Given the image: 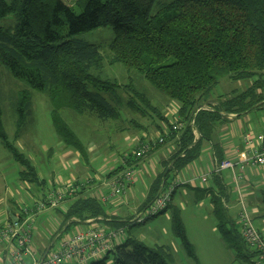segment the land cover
<instances>
[{
    "label": "trees",
    "instance_id": "obj_1",
    "mask_svg": "<svg viewBox=\"0 0 264 264\" xmlns=\"http://www.w3.org/2000/svg\"><path fill=\"white\" fill-rule=\"evenodd\" d=\"M8 15L14 17L15 24L0 27V68L8 70L23 86L11 103L17 131L31 114L28 88L46 93L59 140L84 157L86 147L62 117L64 110L106 122L118 120L125 108L132 115L125 119L136 130L144 128V122L140 124L133 117L137 114L166 125L163 142L157 145L173 139L175 152L170 158L171 166L166 164L150 186L143 207L164 189L169 175L200 155L205 143L211 145L219 164L223 151L214 138L217 126L227 122L229 115L239 117L264 102V0H0V18ZM100 27H111L113 31L108 45L111 55L106 62H120L126 71H137L154 89L176 101L182 128L174 130L161 109L131 81L126 85L129 94L124 101L118 90L125 85L100 76L104 63L101 45L76 38ZM223 77L233 81L255 79L241 92L217 103H202ZM2 112L0 104V138L8 147ZM132 154L125 163L107 172L106 178L131 165L135 160ZM20 175L22 180L41 183L35 167L28 162ZM212 182L216 192L209 188L197 192L201 197L209 196L216 230L226 247L250 259L255 252L242 238L238 220L235 222L224 206L229 195L220 171L212 172ZM83 187L65 197L70 203L61 212L62 225L50 237L51 245L71 226L87 220L118 227L138 224L107 220L104 203L82 195ZM170 204L168 207H172ZM171 226L187 256L197 260L177 207H172ZM109 255L113 264L173 261L167 246L151 248L129 237L92 262L104 264Z\"/></svg>",
    "mask_w": 264,
    "mask_h": 264
},
{
    "label": "rangeland",
    "instance_id": "obj_2",
    "mask_svg": "<svg viewBox=\"0 0 264 264\" xmlns=\"http://www.w3.org/2000/svg\"><path fill=\"white\" fill-rule=\"evenodd\" d=\"M14 24L15 20L12 15L0 18V27L11 28ZM76 38L101 45L100 52L104 63L98 73L102 78L114 80L121 85H125V87H122V90H118L119 93H122L124 101L128 99L127 95L129 94L128 86L126 85L131 81L134 88L145 93L151 102L162 111H167L169 104L170 106L178 104L176 101L154 89L137 71H126L124 65L120 62H106L111 55L108 46L113 38L111 27H100L82 32L78 34ZM91 71L97 73L94 69H91ZM254 79L255 78L252 80L233 81L223 77L219 79L215 87L201 100V102L217 103L228 95L231 96L241 92L246 87L250 86L251 81ZM22 87V83L8 70L3 67L0 68V104L3 110L2 121L6 140L9 144L7 147L0 138V190L3 192L5 191L6 195L9 194L11 200L16 204L14 207L15 210L23 209L25 205L32 206L34 201L38 200L37 197L40 195L39 192L43 189H52V181L61 183L75 176L83 179L84 176L80 174L81 169L88 168L91 170L90 166L87 164L84 163L85 166H83L84 159L80 155L78 156L75 152L76 150L72 147H68V149L73 150L74 157L78 160L76 166L67 165L65 157L61 155L60 146H62V142L59 140L52 123V107L45 92L36 88H28L31 96V114L27 118L25 125L17 131L11 103L14 97H16V92ZM131 116L128 110L124 108L118 120L100 122L99 119L94 116L79 115L66 110L62 111V117L75 130L78 138L86 147V150L88 149L90 154V157H88L90 160L91 157L94 158V156H97L98 161L95 164L93 163L92 166L102 163L104 168L108 166L110 168L112 165L111 169L115 167L114 165L116 162H113L115 158L119 159L125 153H133L132 155L135 157L134 152L136 148L144 143V141L150 140H137L138 138L136 137L135 144L137 145L133 146V138L140 134L144 128H149V126L143 125L144 128L137 131L130 125L128 119H125ZM133 117L140 124L143 122L144 124L146 122V124L149 123V119L145 120L141 118L139 114L133 115ZM166 117L168 118V116ZM176 118L180 119L177 116ZM155 119L158 120L157 117H155ZM173 120L174 119L170 122ZM263 121L264 102L261 103L259 107H253L239 116L238 122L241 125L240 131L245 133L248 131H258ZM151 128V130H153V127ZM120 140L125 141L122 142ZM25 162L35 167L42 186L38 185V183H31L21 179L20 174L21 171L25 169ZM78 169H80V171ZM88 180L90 181V179ZM84 181L86 180H79V182ZM176 198L177 197H175L173 205H180ZM252 200L253 199L250 201L252 202ZM197 204L200 206L195 207V204L191 203L187 204L186 210H180V217L185 228L186 236L194 247L197 260L187 256L181 241L173 234L171 226V207L164 213L150 217L140 224L125 226L124 238H132L151 248L161 245L167 246L172 254L173 261L171 264H254L251 260L253 261L255 256H252L250 259L237 256L233 250L226 247L219 233L213 231L216 226V219L212 214L210 201L204 199L201 203L198 202ZM13 212L16 213V211ZM118 213L122 216L120 211ZM73 228L70 227L57 238L56 242L67 235V233L72 232L74 230ZM262 236L264 237L263 234ZM25 261L31 262V258L26 256ZM69 264L79 263L72 262ZM82 264L99 263L86 262ZM104 264H113L112 255L108 256Z\"/></svg>",
    "mask_w": 264,
    "mask_h": 264
},
{
    "label": "crops",
    "instance_id": "obj_3",
    "mask_svg": "<svg viewBox=\"0 0 264 264\" xmlns=\"http://www.w3.org/2000/svg\"><path fill=\"white\" fill-rule=\"evenodd\" d=\"M207 104V103H206ZM205 104V105H206ZM168 105L167 111H162L165 116H168L169 121L172 119H176V111L177 104H173L170 107ZM206 107V106H205ZM239 117H235L233 114L228 116V121L217 126V131L215 133L214 138L221 144L223 151V159H231L237 160L240 156V152L245 150L246 147L243 145L242 135L245 132L240 131V123L238 122ZM147 123V122H146ZM147 125L149 128H139L143 129L140 134L136 135L132 140L133 146H136V137L137 140L143 139H156L162 134L167 132V127L164 123H158L159 127L156 126L154 121L149 119ZM152 125V126H151ZM262 125V123H261ZM153 127V130H151ZM159 128V129H158ZM138 131V130H137ZM262 131V126H260L258 131H248V133L253 134L255 138H258ZM162 132V133H161ZM122 141V140H120ZM125 141V140H124ZM122 141V142H124ZM125 146V145H124ZM131 146V147H133ZM119 149V148H118ZM61 155L65 157L67 165L76 166L78 164V160L74 157V152L62 142V146H60ZM78 156L80 155L83 159V166L87 164L90 166L91 170L88 168L78 169L80 174L84 176V180L90 179L82 190V195H90L99 199L101 194L107 192L106 182H109L110 178H106L107 172L111 170V166L104 168L102 163L93 165L98 161L97 156L94 158L91 157L86 150V156H82L77 151H75ZM175 152V140L169 139L161 145H156L151 151H149L143 158L135 159L133 157V162L131 165H126L127 167H132L135 170V176L130 185L126 188L125 192L119 196H115L109 199L104 203V208L107 213V220H121L128 221L130 224H140L144 222L149 217L145 218L142 222H137L136 217L139 215H144V211L148 207L149 201L144 207L143 203L148 198L149 189L152 183L156 180L159 174L164 169L165 165L169 163L171 166L170 158ZM131 153V152H130ZM89 156V157H88ZM130 155L125 153L121 158H115L113 162H116L114 166L121 165L125 163L127 158ZM132 158V156H131ZM85 163V164H84ZM218 162L215 158L214 152L210 144L205 143L200 155L191 163H189L186 167H184L181 171L176 174L169 175L167 179V183H169L172 179L178 178L181 183L175 186V189L172 193V200L170 201V205L172 207H177L179 210H186L187 204H195V207H199L198 202L201 203L202 200L208 199L207 197H201V193L197 192L198 190L209 188L216 192L215 186L212 182V172H214L215 167ZM224 177V182L228 188V197L229 199L223 201L224 206L227 208L228 214L231 218L237 222L238 211L240 209L239 204V192L241 196L244 198L245 202L249 207V211L251 213V217L253 219L255 227L259 230L261 234L264 235V165L261 166H253L244 169L241 172V178L239 180H234L233 174L230 170H222L220 171ZM204 178L202 180L200 178ZM78 176L70 178L66 181H62L61 183H55L52 181V189L60 188L64 185H68L71 181L83 180ZM166 183V184H167ZM38 185L42 186V183ZM49 189V188H48ZM39 190V189H37ZM47 189H43L37 197V199H42L45 195ZM79 190H76V192ZM159 193V192H158ZM157 193V194H158ZM157 196V195H156ZM175 197H177V202L180 203L177 205H173ZM251 199L252 202L250 201ZM100 200V199H99ZM210 201V200H209ZM102 202V201H101ZM69 199L67 198L62 204L57 208H48L39 213H37L35 221L33 223V250L36 252L37 257H43V254L46 248L50 245L53 247L56 243L54 242L52 245L49 242L52 234L58 230V228L62 225V213L65 211L69 205ZM28 204V203H26ZM15 202L11 200L9 194L6 195V192L0 190V226L4 225L7 221H9L16 213H18L22 209L15 210ZM29 205V204H28ZM169 205V204H168ZM26 206V205H25ZM24 206V207H25ZM108 207V208H107ZM168 207V206H167ZM166 207V208H167ZM171 207V208H172ZM180 207V208H179ZM19 208V207H18ZM165 208V209H166ZM169 208V207H168ZM108 209V210H107ZM212 209V205H211ZM132 210V211H131ZM13 211H16L14 213ZM121 212L119 215L118 212ZM89 220L84 223H79L77 225L71 226L74 230L82 227L83 225H87ZM99 225H102L106 228H117L118 226H111L106 224L105 222L96 221ZM126 223V224H129ZM124 232H125V226ZM213 231L217 232L216 226ZM125 234V233H124ZM124 235L115 242L117 244L120 240H124ZM9 248L10 244L8 242H0V264H7L9 258ZM29 257V256H28ZM30 258V257H29ZM92 263V261H90ZM72 263V262H70ZM63 264H69L63 263Z\"/></svg>",
    "mask_w": 264,
    "mask_h": 264
},
{
    "label": "built area",
    "instance_id": "obj_4",
    "mask_svg": "<svg viewBox=\"0 0 264 264\" xmlns=\"http://www.w3.org/2000/svg\"><path fill=\"white\" fill-rule=\"evenodd\" d=\"M171 123L174 130L184 126L178 118ZM261 126L262 131L258 138L248 132L242 135L243 145L246 149L240 152L237 160L223 159L217 164L214 171L230 170L234 180H239L244 169L264 165V121ZM162 142V136L144 141L136 148L134 158H143L151 149ZM134 176L135 170L132 167H126L112 176L109 182H106L107 192L100 195V201L107 202L109 199L124 193ZM200 179L205 180L203 177ZM88 181L79 182L76 185L72 182L60 188L47 190L42 199L35 200L32 206L23 207L9 221L0 226V242L10 244L7 264H63L68 262L82 264L102 258L112 248L115 242L124 235V228H106L96 221L89 220L87 225L67 233L58 240L53 247H50L44 257H37L33 250L32 232L37 213L48 208L58 207L61 202L65 201V197L73 196L76 190ZM179 183L181 181L178 178L167 183L164 189L149 203L143 212L144 215L136 217V221L142 222L145 218L164 210L172 199L175 186ZM239 204L238 225L241 236L255 252L253 263L264 264V237L253 224L249 207L240 192ZM26 256L31 258V262L25 261Z\"/></svg>",
    "mask_w": 264,
    "mask_h": 264
},
{
    "label": "water",
    "instance_id": "obj_5",
    "mask_svg": "<svg viewBox=\"0 0 264 264\" xmlns=\"http://www.w3.org/2000/svg\"><path fill=\"white\" fill-rule=\"evenodd\" d=\"M61 232H63V230L61 231ZM53 240H55V239H53ZM50 245L46 248V250H45V252H44V254H43V257L47 254V252L49 251V249H50Z\"/></svg>",
    "mask_w": 264,
    "mask_h": 264
}]
</instances>
